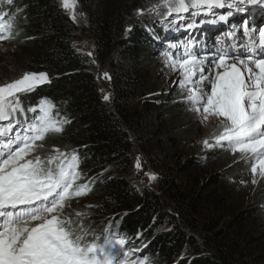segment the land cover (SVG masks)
I'll return each mask as SVG.
<instances>
[{
	"label": "trees",
	"instance_id": "trees-1",
	"mask_svg": "<svg viewBox=\"0 0 264 264\" xmlns=\"http://www.w3.org/2000/svg\"><path fill=\"white\" fill-rule=\"evenodd\" d=\"M146 1L77 0L84 29L94 39L95 60L111 71L109 102L88 53L75 45L78 25L59 0L3 5L10 15L22 9L10 37L0 40L17 49L13 72H47L50 80L18 94L24 113L16 117L31 121L37 113L28 108L47 98L55 105L53 115L70 121L42 143L69 158L78 156L77 183L89 184L91 191L81 197L90 207H76L74 212L85 215L70 216L74 226L83 225L88 240L126 238L125 251L140 249L150 264H264V203L247 202L237 185H228L251 162L228 166L226 156L219 155L211 164L170 163L173 156L187 154L198 124L182 116L181 95L166 98L169 91L149 75L159 32L141 27L144 16L136 9ZM136 150L157 171L154 187L139 189L125 175Z\"/></svg>",
	"mask_w": 264,
	"mask_h": 264
},
{
	"label": "snow or ice",
	"instance_id": "snow-or-ice-1",
	"mask_svg": "<svg viewBox=\"0 0 264 264\" xmlns=\"http://www.w3.org/2000/svg\"><path fill=\"white\" fill-rule=\"evenodd\" d=\"M249 2L256 4L260 0ZM13 3L14 0H0V33L4 34L0 40L10 37L16 13L22 11L17 8L11 15L3 11V5ZM61 6L76 19V0H61ZM205 6L211 11L224 8L225 3L158 0L147 9H136V14L143 16L145 11L161 17L177 14L180 19L179 14L190 9L199 12ZM219 20L225 21L227 16L220 15ZM256 31L258 38L253 34L243 45V51L234 52L231 46L218 49L210 61L207 56L192 52L191 42L184 46L182 54L179 50L175 57L167 54L172 71L181 76L180 87L188 88L186 100L195 111L204 120L210 116L222 118L223 131L216 136L215 145L205 139L204 146L224 147L227 142L233 153L250 156L255 161L251 166L252 184L257 183V176L264 178V28ZM244 34H248L246 25ZM104 75L110 78L107 73ZM49 82L47 72H26L18 79L0 84V122H7L0 123V264H150L147 257L130 259L133 251L140 250L125 251L126 238L105 237L99 243L100 237L96 236L90 241L83 225L74 226L76 221L64 215L69 202L87 195L91 188L87 183H77L81 173L75 153L69 158L55 148L54 155L42 157L38 150L43 148L39 142L47 134L62 132L63 125L70 121L57 119L53 115L55 105L47 98H42L37 107L28 108V112L37 113L31 121L16 117L18 112L24 113L18 94L32 92ZM103 99L108 101L110 96L105 94ZM135 166L141 168L139 157ZM145 175L150 181L156 179L154 173ZM83 215L75 213L76 217Z\"/></svg>",
	"mask_w": 264,
	"mask_h": 264
},
{
	"label": "rangeland",
	"instance_id": "rangeland-1",
	"mask_svg": "<svg viewBox=\"0 0 264 264\" xmlns=\"http://www.w3.org/2000/svg\"><path fill=\"white\" fill-rule=\"evenodd\" d=\"M234 1L229 2L230 4L228 3L230 7L227 6L226 3V7H216L211 12H206L204 9V11L198 13L194 12V9H190L188 13L179 14V16L182 17L180 19L176 18L177 14H173V16L169 17H161L145 11V14L143 15L144 18H142L144 23L141 22L140 24L141 27L144 26L145 29L149 30L151 25L156 23V26H159L160 30L163 32L158 40L159 43L153 47L152 54L154 62L152 67L149 69V75L154 77L159 84H162L163 87L169 91L166 95V98H169L170 94H180L181 97L178 98V100L184 110L182 116L186 115L187 117L195 120L198 124L195 138L191 140L186 147L188 150L187 154L181 157L173 156L170 163H176L175 161H178L180 164H185L187 159H194L211 164L219 155L226 156L228 166L249 161L251 163L248 165L247 172L240 176L237 182L234 180L228 181V185H237V194L239 197L245 198L247 202L256 200L264 203V178L257 176V183H251L253 179L251 166L253 163H255V161L250 156L244 157L243 154L239 152L233 153L228 147L227 142H224V147L215 146L212 148H206L204 146L203 141L205 139H207L210 144L215 145L216 136L223 131V128L220 126V120L222 118L210 116L208 120H204L203 116L195 111V107L186 100V97L189 95L188 88L180 87L179 80L181 79V76L178 72L172 71L167 58L168 53H172L175 57L177 50H179V53L182 54L184 51V46L191 42V51L198 54L200 57L207 56L210 61L215 56L219 48L222 49L233 46L235 49L239 47L241 49L240 51H242L243 45L249 42V38L253 34L258 38V31L256 30L264 28V9H262V7H264V0H260V2L256 4L251 3V6L249 0H242L241 5L240 2ZM59 2L61 3V0H59ZM156 2H158V0H148L143 2L142 6L140 7L147 9ZM67 12L71 14L69 10H67ZM229 12H231V15H228ZM75 14V22L79 28L75 36V45H77L78 49L87 53H91V55H89L92 65L91 71L94 72V74L104 83L102 86L103 96L108 94L110 96V99L108 100L109 102L112 96L110 78H106L104 74L107 73V76L110 77L111 71L107 65L101 67L100 64L95 60L94 39L91 32L88 29H84L86 21L85 14L78 7L77 0ZM220 15H225L228 19L225 21H220ZM213 19H216L218 23H207V20L212 21ZM201 20L203 22H198ZM179 24L186 25V27L177 29ZM188 25H192V27H188ZM245 25L248 28L247 35L244 34ZM236 39H238V43L242 40L244 41H242L243 43L241 44L239 43L237 45H233V42H235ZM172 45H175L176 48L174 49L171 47ZM213 45H215V47ZM16 52L17 49L13 45H7L3 42H0V81L4 79L2 82H0V84L11 82L12 80L18 79L23 75H18V71L13 72L14 64L12 60ZM118 66H121V64ZM172 98L175 99L176 97L173 96ZM147 133L149 134V132ZM42 144L43 148L38 150V154H40L42 157L55 154L53 151L54 149L47 148L48 145L46 146L44 143ZM214 150H219L221 152L217 155H211ZM137 157L140 159V169H137L135 166ZM148 172L154 173L157 177V171L150 167L147 156L140 150H136L132 159V164L125 173L126 177L139 189L144 186L154 187L156 179L150 181L145 175V173ZM84 206L85 208L90 206L88 198L84 199V197H80L74 201H70L64 209V215L68 216L76 213L74 212V208L76 207L78 209L79 207H82L81 209L84 211ZM138 257H142V255L138 254L137 251L132 254L130 258L135 260Z\"/></svg>",
	"mask_w": 264,
	"mask_h": 264
},
{
	"label": "bare ground",
	"instance_id": "bare-ground-1",
	"mask_svg": "<svg viewBox=\"0 0 264 264\" xmlns=\"http://www.w3.org/2000/svg\"><path fill=\"white\" fill-rule=\"evenodd\" d=\"M223 39H224V37H223ZM237 40H238V39H236V41L233 42V45H235V44L237 45V44H239V43L241 44V43H243L242 41H244V40H242L241 42L238 43ZM213 46L215 47V45H213ZM219 49H220V48H219ZM231 49H232V51H234V52H239V51L241 50L239 47L235 49L233 46L231 47ZM242 51H243V50H242ZM228 62H229V63H232V62H234V61L229 60Z\"/></svg>",
	"mask_w": 264,
	"mask_h": 264
}]
</instances>
